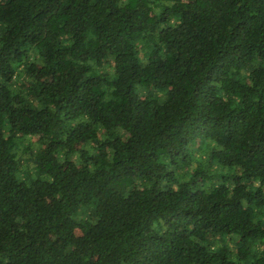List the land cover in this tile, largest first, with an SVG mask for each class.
Listing matches in <instances>:
<instances>
[{
    "label": "trees",
    "instance_id": "trees-1",
    "mask_svg": "<svg viewBox=\"0 0 264 264\" xmlns=\"http://www.w3.org/2000/svg\"><path fill=\"white\" fill-rule=\"evenodd\" d=\"M0 264H264V0H0Z\"/></svg>",
    "mask_w": 264,
    "mask_h": 264
},
{
    "label": "rangeland",
    "instance_id": "rangeland-1",
    "mask_svg": "<svg viewBox=\"0 0 264 264\" xmlns=\"http://www.w3.org/2000/svg\"><path fill=\"white\" fill-rule=\"evenodd\" d=\"M198 153L201 155L200 151H198ZM203 155V154H202Z\"/></svg>",
    "mask_w": 264,
    "mask_h": 264
}]
</instances>
